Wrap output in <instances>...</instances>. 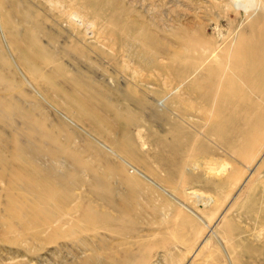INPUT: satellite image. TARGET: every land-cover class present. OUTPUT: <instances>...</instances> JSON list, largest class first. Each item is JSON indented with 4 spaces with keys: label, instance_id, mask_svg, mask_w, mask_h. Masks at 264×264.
Instances as JSON below:
<instances>
[{
    "label": "rangeland",
    "instance_id": "rangeland-1",
    "mask_svg": "<svg viewBox=\"0 0 264 264\" xmlns=\"http://www.w3.org/2000/svg\"><path fill=\"white\" fill-rule=\"evenodd\" d=\"M0 264H264V0H0Z\"/></svg>",
    "mask_w": 264,
    "mask_h": 264
},
{
    "label": "bare ground",
    "instance_id": "bare-ground-1",
    "mask_svg": "<svg viewBox=\"0 0 264 264\" xmlns=\"http://www.w3.org/2000/svg\"><path fill=\"white\" fill-rule=\"evenodd\" d=\"M248 4V3H247ZM235 6L237 7V8H239V7H241V8H247L246 7V4H244L243 2H240V1H237L236 3H235Z\"/></svg>",
    "mask_w": 264,
    "mask_h": 264
}]
</instances>
